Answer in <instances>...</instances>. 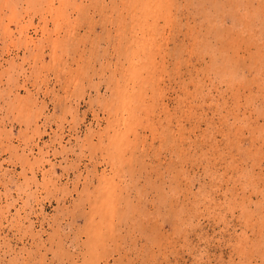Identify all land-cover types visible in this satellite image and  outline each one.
<instances>
[{
    "label": "rangeland",
    "instance_id": "1",
    "mask_svg": "<svg viewBox=\"0 0 264 264\" xmlns=\"http://www.w3.org/2000/svg\"><path fill=\"white\" fill-rule=\"evenodd\" d=\"M0 264H264V0H0Z\"/></svg>",
    "mask_w": 264,
    "mask_h": 264
}]
</instances>
